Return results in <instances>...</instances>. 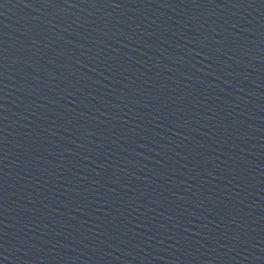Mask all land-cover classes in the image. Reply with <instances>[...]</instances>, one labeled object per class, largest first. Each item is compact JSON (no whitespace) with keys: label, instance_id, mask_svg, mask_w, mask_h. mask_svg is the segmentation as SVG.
<instances>
[{"label":"water","instance_id":"obj_1","mask_svg":"<svg viewBox=\"0 0 264 264\" xmlns=\"http://www.w3.org/2000/svg\"><path fill=\"white\" fill-rule=\"evenodd\" d=\"M0 264H264V0H0Z\"/></svg>","mask_w":264,"mask_h":264}]
</instances>
